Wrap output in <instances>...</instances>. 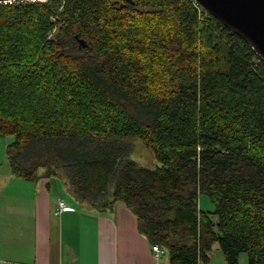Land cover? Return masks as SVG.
I'll use <instances>...</instances> for the list:
<instances>
[{"label":"trees","instance_id":"16d2710c","mask_svg":"<svg viewBox=\"0 0 264 264\" xmlns=\"http://www.w3.org/2000/svg\"><path fill=\"white\" fill-rule=\"evenodd\" d=\"M5 136L13 175L59 170L74 200L122 202L170 264L215 242L264 264V60L195 0L0 3Z\"/></svg>","mask_w":264,"mask_h":264},{"label":"crops","instance_id":"0c3cea01","mask_svg":"<svg viewBox=\"0 0 264 264\" xmlns=\"http://www.w3.org/2000/svg\"><path fill=\"white\" fill-rule=\"evenodd\" d=\"M1 176L0 264H170L166 251H152L122 202L99 211L74 200L59 170L28 190L11 169ZM59 198L71 209L55 214Z\"/></svg>","mask_w":264,"mask_h":264},{"label":"water","instance_id":"95a60500","mask_svg":"<svg viewBox=\"0 0 264 264\" xmlns=\"http://www.w3.org/2000/svg\"><path fill=\"white\" fill-rule=\"evenodd\" d=\"M20 0H0L10 3ZM264 60V0H195Z\"/></svg>","mask_w":264,"mask_h":264},{"label":"rangeland","instance_id":"374dc122","mask_svg":"<svg viewBox=\"0 0 264 264\" xmlns=\"http://www.w3.org/2000/svg\"><path fill=\"white\" fill-rule=\"evenodd\" d=\"M73 46L79 47V43H75ZM12 140V136L0 137V177H2L1 175H7L10 172L7 146L9 143H11ZM128 142V151L130 158L137 161L139 164L149 168H153L154 166L160 164L157 160H155L151 151L140 140L131 139L128 140ZM15 179L20 181V183L26 185V190L30 189L33 186V183L27 182L21 178L15 177ZM60 196L66 198L67 194H65L61 189ZM198 206L202 210H213V204L210 202L209 198L206 195L199 196ZM204 264H226L223 253L216 242L213 243L211 251L209 252L208 262ZM237 264H247V257L245 253H241L238 256Z\"/></svg>","mask_w":264,"mask_h":264},{"label":"built area","instance_id":"2783aa9c","mask_svg":"<svg viewBox=\"0 0 264 264\" xmlns=\"http://www.w3.org/2000/svg\"><path fill=\"white\" fill-rule=\"evenodd\" d=\"M39 1H43V0H39ZM70 209H71V207L69 205H67L63 199L59 198L57 200V206L55 208V214H58V213H60L62 211H67V210H70ZM151 248H152V251L156 255H158L159 253H161L163 251L158 245H152Z\"/></svg>","mask_w":264,"mask_h":264},{"label":"bare ground","instance_id":"6f19581e","mask_svg":"<svg viewBox=\"0 0 264 264\" xmlns=\"http://www.w3.org/2000/svg\"><path fill=\"white\" fill-rule=\"evenodd\" d=\"M36 1V0H35ZM39 1V0H38Z\"/></svg>","mask_w":264,"mask_h":264}]
</instances>
